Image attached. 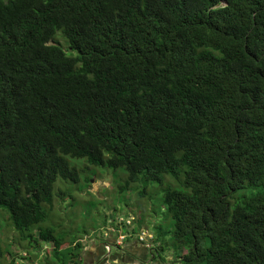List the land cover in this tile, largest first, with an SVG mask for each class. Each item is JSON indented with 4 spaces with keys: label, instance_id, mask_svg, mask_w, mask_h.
<instances>
[{
    "label": "trees",
    "instance_id": "1",
    "mask_svg": "<svg viewBox=\"0 0 264 264\" xmlns=\"http://www.w3.org/2000/svg\"><path fill=\"white\" fill-rule=\"evenodd\" d=\"M69 158L160 186L183 264H264V0H0V208L43 264L79 260L41 225Z\"/></svg>",
    "mask_w": 264,
    "mask_h": 264
},
{
    "label": "rangeland",
    "instance_id": "2",
    "mask_svg": "<svg viewBox=\"0 0 264 264\" xmlns=\"http://www.w3.org/2000/svg\"><path fill=\"white\" fill-rule=\"evenodd\" d=\"M47 43L57 44L66 54L74 55L58 31ZM69 160L77 168L78 181L55 180L48 217L41 225L50 226L55 234L62 235L61 247L72 237L77 238L81 248L75 264H86L97 246L107 240L118 243V249L110 245V254L119 251V259L110 262L107 257L103 264H183L178 256L184 251L174 250L168 239L166 230H170L171 221L162 210L160 186L137 181L120 190L125 177L122 168L112 170L80 159ZM165 180L173 184L168 177ZM137 246L147 248L150 254H144ZM51 250V243L32 247L20 240L6 211L0 208V264H43ZM105 251L109 252L106 246Z\"/></svg>",
    "mask_w": 264,
    "mask_h": 264
},
{
    "label": "flooded vegetation",
    "instance_id": "3",
    "mask_svg": "<svg viewBox=\"0 0 264 264\" xmlns=\"http://www.w3.org/2000/svg\"><path fill=\"white\" fill-rule=\"evenodd\" d=\"M108 244H109V246H108L109 252L106 253L104 246L108 245ZM110 245L111 246L113 245L116 249H118V247H119L115 243L113 244L112 240L111 241L107 240L106 242H103L102 244L97 246L95 254L92 256V258L90 260H88V262L86 264H103L104 262H107V257H108L110 262H117L119 259V256H118L119 251L118 252L115 251L114 254H110V247H111ZM138 249H139V247H138ZM141 250L142 249H140V251ZM147 253L150 254L148 249H146L144 251V254H147ZM136 258L139 260V255H136Z\"/></svg>",
    "mask_w": 264,
    "mask_h": 264
},
{
    "label": "built area",
    "instance_id": "4",
    "mask_svg": "<svg viewBox=\"0 0 264 264\" xmlns=\"http://www.w3.org/2000/svg\"><path fill=\"white\" fill-rule=\"evenodd\" d=\"M131 218H132V217H130L129 219H131ZM125 223H126V224H128V223H129V220H126V221H125ZM122 238H123V236H121V238H120V239H122ZM139 240H140V239H139ZM115 242H116V241H115ZM116 244H118V243L116 242ZM105 246H106V248H108V246H107V245H105ZM105 246H104V247H105Z\"/></svg>",
    "mask_w": 264,
    "mask_h": 264
},
{
    "label": "crops",
    "instance_id": "5",
    "mask_svg": "<svg viewBox=\"0 0 264 264\" xmlns=\"http://www.w3.org/2000/svg\"><path fill=\"white\" fill-rule=\"evenodd\" d=\"M134 244H135V242H134ZM138 247H139V250L140 249H142L143 250V253H144V251L146 250L145 248H142L141 246H137V249H138ZM121 249V248H120ZM123 253V252H122ZM124 255V254H123ZM134 264V263H133Z\"/></svg>",
    "mask_w": 264,
    "mask_h": 264
},
{
    "label": "clouds",
    "instance_id": "6",
    "mask_svg": "<svg viewBox=\"0 0 264 264\" xmlns=\"http://www.w3.org/2000/svg\"><path fill=\"white\" fill-rule=\"evenodd\" d=\"M117 245V244H116ZM147 249V248H146Z\"/></svg>",
    "mask_w": 264,
    "mask_h": 264
}]
</instances>
